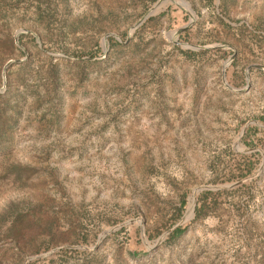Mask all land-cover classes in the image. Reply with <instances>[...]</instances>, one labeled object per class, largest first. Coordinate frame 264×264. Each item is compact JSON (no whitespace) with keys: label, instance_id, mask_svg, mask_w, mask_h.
<instances>
[{"label":"rangeland","instance_id":"obj_1","mask_svg":"<svg viewBox=\"0 0 264 264\" xmlns=\"http://www.w3.org/2000/svg\"><path fill=\"white\" fill-rule=\"evenodd\" d=\"M176 1L0 0V264H264V0Z\"/></svg>","mask_w":264,"mask_h":264},{"label":"trees","instance_id":"obj_2","mask_svg":"<svg viewBox=\"0 0 264 264\" xmlns=\"http://www.w3.org/2000/svg\"><path fill=\"white\" fill-rule=\"evenodd\" d=\"M7 94H0V137H3L7 134L9 128H12L14 124V111L10 110L9 100L6 99ZM264 122V117H261ZM7 137V135L5 136ZM6 140V139H5ZM4 140V141H5ZM211 192V191H209ZM208 192H204V195ZM187 205V200L183 198L180 203V209L183 210ZM197 212H201V207L197 209ZM185 232V228L182 226L176 227L171 233V239H175L181 236Z\"/></svg>","mask_w":264,"mask_h":264},{"label":"water","instance_id":"obj_3","mask_svg":"<svg viewBox=\"0 0 264 264\" xmlns=\"http://www.w3.org/2000/svg\"><path fill=\"white\" fill-rule=\"evenodd\" d=\"M163 1H171V2H175V3H177V1L176 0H163ZM161 2V1H160ZM151 12V11H150ZM150 12L148 13V14H150ZM144 19H142V20H140L135 26H134V28H136V27H138L141 23H142V21H143ZM24 32H28V33H32V34H34V35H36L34 32H32V31H29V30H26V31H24ZM19 33H20V31L17 33V35H16V42L18 43L19 42ZM116 36V35H115ZM117 37V36H116ZM10 63H8L7 65H9ZM256 67H258V68H260V69H264V67L262 66V65H256ZM223 82L225 83V85L229 88V89H231V90H233V91H235V92H239V90L238 89H235L234 87H232V86H230L228 83H227V81H226V78H225V70L223 71ZM235 184H231V185H228V187H232V186H234ZM225 186H205V187H201V188H199V189H197V190H200V189H203V188H208V189H211V188H224ZM197 190H196V192H197ZM191 209H194V207L192 206L191 207ZM130 222H132V220L131 221H129L128 223H130ZM175 227H177V226H175ZM175 227H173V229L175 228ZM172 230V229H171ZM170 230V231H171ZM169 231V232H170ZM143 234H144V232H143ZM164 237L162 236L161 238H160V240H162ZM80 248H84V249H86L87 247H85V246H80ZM44 255L42 254V255H36V256H32V257H30V258H28L27 259V261H26V264H28V262L30 261V260H33V259H38V258H41V257H43Z\"/></svg>","mask_w":264,"mask_h":264},{"label":"bare ground","instance_id":"obj_4","mask_svg":"<svg viewBox=\"0 0 264 264\" xmlns=\"http://www.w3.org/2000/svg\"><path fill=\"white\" fill-rule=\"evenodd\" d=\"M192 206V205H191Z\"/></svg>","mask_w":264,"mask_h":264}]
</instances>
